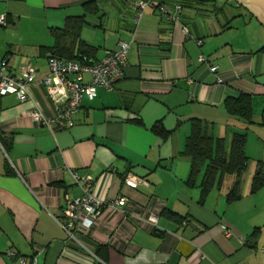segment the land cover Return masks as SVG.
Masks as SVG:
<instances>
[{
	"label": "crops",
	"instance_id": "0c3cea01",
	"mask_svg": "<svg viewBox=\"0 0 264 264\" xmlns=\"http://www.w3.org/2000/svg\"><path fill=\"white\" fill-rule=\"evenodd\" d=\"M136 1L0 0L7 21L0 62L7 59L11 74L26 63L36 70L25 102L0 95V264H18L8 250L37 264H264V186L251 192L264 164V0H151L135 22ZM177 4L178 20L159 10L174 15ZM81 15L78 38L65 45H91L94 56L84 61L94 62L128 42L124 76L113 89L84 96L72 127L51 131L29 111L36 104L46 116L56 113L41 83L55 44L51 30ZM201 54L216 72L198 61ZM241 93L251 96V122L224 109L227 96ZM192 118L211 123L227 145L232 133L245 134L249 164L239 199L226 200L230 177L203 200L201 178L187 184L190 161L181 151ZM157 121L167 137L151 130ZM73 172L93 178L97 197L158 207V228L105 213L71 237L59 222L66 200L82 195ZM128 172L147 184L125 185Z\"/></svg>",
	"mask_w": 264,
	"mask_h": 264
},
{
	"label": "built area",
	"instance_id": "2783aa9c",
	"mask_svg": "<svg viewBox=\"0 0 264 264\" xmlns=\"http://www.w3.org/2000/svg\"><path fill=\"white\" fill-rule=\"evenodd\" d=\"M151 4V0H137L134 3L135 22L142 10ZM176 14L161 5L159 10L167 18L178 20V12L181 5H175ZM5 15H0V25L6 26ZM188 32L186 27H183ZM200 43V41H197ZM129 43L119 41L115 50L106 51L104 56L94 62L81 63L74 59H65L53 55L47 57L48 73L42 77L41 83L51 101L56 105V113L46 116L38 105H34L29 111L32 121L37 122L49 130L56 128H69L73 126V115L78 110L83 97L92 99L96 95V88L103 87L111 90L119 79L124 76V67L127 64ZM198 61L206 63L204 55L198 56ZM209 70L216 72L217 66L206 63ZM8 61L3 58L0 62V95L13 94L23 103L29 98V87L35 83L36 70L31 63L21 66L19 73L11 74ZM85 75L89 76L85 80ZM219 80V79H218ZM74 180L80 185L82 195L73 199H67L62 208L64 222H59L68 235L73 237L74 232L86 233L94 226L102 216L111 213L118 216L122 222H132L136 225L158 228V207H141L130 202L125 196L120 195L113 200L97 197L93 191V178L91 176H79L72 173ZM125 185L135 188L139 184H147V181L134 173L128 172L123 177ZM225 228V227H224ZM229 231L225 228V233ZM114 244L115 238L111 236ZM82 250L89 249L80 243ZM6 256L14 258L18 264H37L36 257L18 255L14 250H8ZM217 264V263H212Z\"/></svg>",
	"mask_w": 264,
	"mask_h": 264
},
{
	"label": "trees",
	"instance_id": "16d2710c",
	"mask_svg": "<svg viewBox=\"0 0 264 264\" xmlns=\"http://www.w3.org/2000/svg\"><path fill=\"white\" fill-rule=\"evenodd\" d=\"M88 4L96 10L92 1ZM83 21L84 15L67 17L62 28L51 30L55 38V44L50 55L88 63L84 59L94 56V48L91 45L79 41L76 51H71L65 45L68 37L75 40L78 38ZM223 106L228 114L240 117L246 122L252 121L253 110L250 95L241 93L238 96H227ZM190 123V133L186 137L181 151V154L187 156L190 161L187 184L195 186L197 179L200 177L199 186L201 200H203L211 189L221 188L224 179L230 177L232 183L226 192V200L232 202L239 199L242 194V177L249 164V157L245 153V134L232 133L227 145L224 137L214 136L211 131V123L208 121L192 118ZM151 130L163 138L170 133L161 121L154 123ZM262 186H264V164L259 163V171L252 178L251 192L257 191ZM98 253V250H96V254ZM99 256L104 259L101 255Z\"/></svg>",
	"mask_w": 264,
	"mask_h": 264
}]
</instances>
